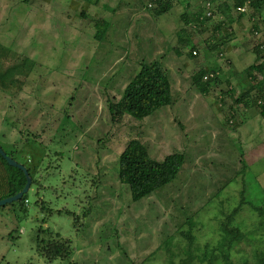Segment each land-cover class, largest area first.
<instances>
[{"label": "rangeland", "instance_id": "1", "mask_svg": "<svg viewBox=\"0 0 264 264\" xmlns=\"http://www.w3.org/2000/svg\"><path fill=\"white\" fill-rule=\"evenodd\" d=\"M153 8L146 0H0V44L35 62L20 90L0 92V147L23 149L30 164L31 152L43 168L42 187L28 190L25 218L17 221L18 211L0 208V264H167L169 252L179 264L188 261L186 251L188 264H255L264 252V217L256 211L264 209V123L255 106L233 104L246 84L241 73L259 61L252 47L264 42V29H238L237 43L249 47L240 46L246 49L241 59L230 47L216 53L200 42L197 54L187 46L173 64L180 44L162 45L152 29H135L137 17ZM103 20L110 27L98 40L95 23ZM230 58L237 76L224 75L200 94L193 73L210 62L225 71ZM156 60L175 104L141 120L112 117L109 102L141 63ZM134 138L154 160L184 157L176 178L139 202L118 180V156ZM242 193L246 203L234 219L242 237L223 256L216 246L219 223ZM42 217L43 227L68 240L69 260L46 262L35 254L33 233ZM177 226L191 228V245ZM205 250L209 262L200 260Z\"/></svg>", "mask_w": 264, "mask_h": 264}, {"label": "trees", "instance_id": "2", "mask_svg": "<svg viewBox=\"0 0 264 264\" xmlns=\"http://www.w3.org/2000/svg\"><path fill=\"white\" fill-rule=\"evenodd\" d=\"M152 2L155 5L153 6V11L156 10L158 13H165L172 7V0H152ZM246 3L250 11L255 14L259 13L264 6V0H234L233 8L238 10V13H245L239 9ZM79 15L84 17V10H81ZM259 24L264 26V18H261L259 23H255V29L252 30L259 32L260 29L257 27ZM95 26L97 30L95 38L101 40L108 27V22L104 20L98 21L95 23ZM183 33L181 31V34ZM178 40V44L182 46V49L188 46L190 51L194 50L195 45L193 42L186 43L185 39L181 37ZM221 46V43L214 42L209 46V49L217 53L221 52ZM252 50L259 61L256 64L250 65L242 73L246 84L243 86L241 95L233 98V104L238 105L242 103L246 108L255 106L258 109L259 117L264 123V63L260 62V58H262V53L264 52V42L254 45ZM179 52L182 51L179 50ZM188 55L193 57L190 52ZM161 64L157 60L150 63H141L139 69L123 88L118 100L116 102H109L108 111L112 117L119 118L125 113L134 119L141 120L162 107L175 104L176 101L171 94L167 72ZM34 65L35 62L23 54L14 52L10 48L0 44V92L12 96L16 91L20 90L28 76L32 73ZM191 79L194 87L200 94H207L221 83V79L214 67L198 69L193 73ZM229 90V92H232V88ZM1 149L3 150V148ZM31 149H34V145L33 148L31 146ZM3 151L16 162L26 167L31 178L30 187L32 185L37 189L42 187L40 172L43 171V168L38 170V162L41 159L36 160L34 154L29 152V155L33 159V163L30 164V162L22 158L23 149L11 150L10 152ZM240 161L244 165L242 159ZM183 162L184 157L181 153L166 155L160 161L154 160L148 155L142 142L134 138L127 142L118 156V180L120 183L128 186L131 200L139 202V200L172 182L179 173ZM25 182L26 179L22 170L8 165L0 155V200L21 191ZM241 195V202L228 213L223 214L224 218L219 223L220 240L216 246L223 256L234 242H238L242 237L240 228L234 225L235 216L240 211L243 203H246L243 193ZM38 200L34 204L38 205L40 212L43 213V201L40 200L38 203ZM28 202L27 192L19 200L5 206H0V208H10L13 211H18L15 218L17 221H20L28 214ZM256 211L259 216L264 217V209L256 208ZM45 223L46 217H42L40 224L33 233L35 254L46 262L69 260L73 249L70 247L68 240L61 238L58 234L52 233L50 228L43 227ZM177 228L179 234L191 245L194 239L190 233L191 228L187 231L181 230L180 226H177ZM210 253L209 255L212 258V252L210 251ZM186 254L188 261L180 260L179 264H188L192 260V255L188 251H186ZM207 255L208 252L205 250L200 260L208 259L209 262L211 259ZM174 257V253L169 252L167 264H176L173 260ZM255 264H264V252H261L257 256Z\"/></svg>", "mask_w": 264, "mask_h": 264}, {"label": "crops", "instance_id": "3", "mask_svg": "<svg viewBox=\"0 0 264 264\" xmlns=\"http://www.w3.org/2000/svg\"><path fill=\"white\" fill-rule=\"evenodd\" d=\"M149 2V0H146L147 7ZM233 3L234 0H172L171 9L165 13H158L156 10L150 11L147 9L150 12L147 11L144 18L141 19V17H137L139 18L138 20H140V22L137 23L141 24L136 25L135 23V29H152V33L150 35L153 39L159 41L162 45L173 44L174 46H176L179 41L178 33L180 34L181 31H183V34L187 35L185 42H193L195 45V48L192 51L194 55L197 54L196 52L198 51V48L201 49V43L203 45L202 47L208 50L210 45L214 42H218L222 44L221 51H223V53L226 51L225 47H230L231 50L229 52H231V56L235 55V58L241 59V57L246 56L244 52L249 47H247L244 43H237L236 38L238 29H247V27L255 29L254 26L256 19L261 20V18H264V6L261 8V11L256 14L252 13L249 8L244 11L245 13H238V10L233 8ZM153 6L155 5L151 4L149 8H152ZM103 7L105 10H111L110 13H112L113 9L108 8L106 5ZM131 18H129V20ZM109 24L110 23H108V26L110 27ZM257 27L260 30L264 29L263 25L262 27L260 25ZM196 36L204 38L203 40L196 41ZM240 46H243L246 49L242 50L243 52H240ZM174 49L173 64H180L178 60H182V54L179 50H183L182 48L176 47ZM223 53H220L221 57L224 56ZM260 62H264V52L262 53V59ZM210 63V65H206L205 67H214L221 81L224 80V75L229 74L231 77L237 76L235 71L230 69L237 63L231 58L226 61L227 69L225 71L220 69L216 62ZM239 63L240 62H238V64ZM225 80L229 81V79ZM238 84L240 86V83ZM231 88L234 90L233 87ZM255 118H251V120H256Z\"/></svg>", "mask_w": 264, "mask_h": 264}, {"label": "water", "instance_id": "4", "mask_svg": "<svg viewBox=\"0 0 264 264\" xmlns=\"http://www.w3.org/2000/svg\"><path fill=\"white\" fill-rule=\"evenodd\" d=\"M0 155L3 157V159L7 162L8 165L22 170L25 176V179H26L25 185L23 186L21 191H19L13 196L0 200V206H5L6 204H10L12 202L19 200L24 194L28 192L30 184H31V178L27 172L28 170L26 169V167L23 164L16 162L10 156L6 155V153L1 149V147H0Z\"/></svg>", "mask_w": 264, "mask_h": 264}, {"label": "built area", "instance_id": "5", "mask_svg": "<svg viewBox=\"0 0 264 264\" xmlns=\"http://www.w3.org/2000/svg\"><path fill=\"white\" fill-rule=\"evenodd\" d=\"M247 3L242 8L239 9L241 12H244L248 8V4ZM151 4L153 5L152 0L149 2L148 7H150Z\"/></svg>", "mask_w": 264, "mask_h": 264}]
</instances>
